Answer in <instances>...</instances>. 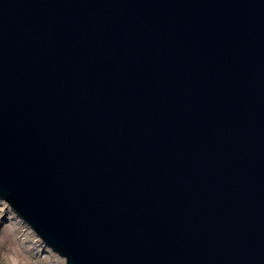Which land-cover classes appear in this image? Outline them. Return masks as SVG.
<instances>
[{
    "label": "water",
    "instance_id": "water-1",
    "mask_svg": "<svg viewBox=\"0 0 264 264\" xmlns=\"http://www.w3.org/2000/svg\"><path fill=\"white\" fill-rule=\"evenodd\" d=\"M0 200L65 264H264V0H0Z\"/></svg>",
    "mask_w": 264,
    "mask_h": 264
},
{
    "label": "rangeland",
    "instance_id": "rangeland-1",
    "mask_svg": "<svg viewBox=\"0 0 264 264\" xmlns=\"http://www.w3.org/2000/svg\"><path fill=\"white\" fill-rule=\"evenodd\" d=\"M0 264H65L0 200Z\"/></svg>",
    "mask_w": 264,
    "mask_h": 264
}]
</instances>
